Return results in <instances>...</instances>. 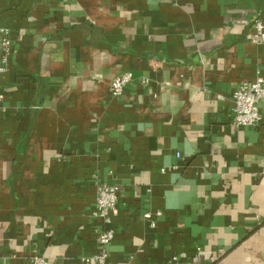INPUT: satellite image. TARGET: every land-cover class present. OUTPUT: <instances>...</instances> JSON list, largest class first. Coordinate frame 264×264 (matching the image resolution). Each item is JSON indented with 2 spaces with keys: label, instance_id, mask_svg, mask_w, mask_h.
<instances>
[{
  "label": "crops",
  "instance_id": "crops-1",
  "mask_svg": "<svg viewBox=\"0 0 264 264\" xmlns=\"http://www.w3.org/2000/svg\"><path fill=\"white\" fill-rule=\"evenodd\" d=\"M258 17L264 0H0V264H95L100 182L119 187L108 264H264V97L252 127L231 101L264 80Z\"/></svg>",
  "mask_w": 264,
  "mask_h": 264
},
{
  "label": "built area",
  "instance_id": "built-area-1",
  "mask_svg": "<svg viewBox=\"0 0 264 264\" xmlns=\"http://www.w3.org/2000/svg\"><path fill=\"white\" fill-rule=\"evenodd\" d=\"M250 41L255 44L264 43V19L256 18L249 35ZM11 39L9 29L0 26V74L4 73L8 66ZM132 79L129 71L116 75L110 82L109 90L113 98L122 96L125 86ZM264 97V80L261 76H256L253 81H242L233 90L231 95L232 122L235 126L252 127L258 125L261 115L257 106V101ZM96 200L93 215L102 222V228L97 233V250L93 255L95 264H108V245L111 242L114 229L111 226V217L116 210L119 187L116 183L100 182L96 187ZM159 214V213H158ZM221 253V249L218 251ZM209 255L205 250L197 248L196 254L189 262H179L173 258V264H200L208 259ZM210 256L209 258H211ZM31 264H48V262L37 253L31 257Z\"/></svg>",
  "mask_w": 264,
  "mask_h": 264
},
{
  "label": "water",
  "instance_id": "water-1",
  "mask_svg": "<svg viewBox=\"0 0 264 264\" xmlns=\"http://www.w3.org/2000/svg\"><path fill=\"white\" fill-rule=\"evenodd\" d=\"M209 261V260H208Z\"/></svg>",
  "mask_w": 264,
  "mask_h": 264
}]
</instances>
